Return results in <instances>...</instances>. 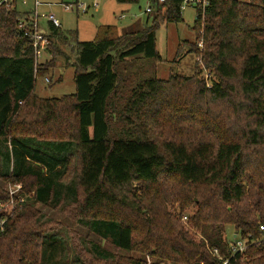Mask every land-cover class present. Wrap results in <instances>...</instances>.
<instances>
[{
  "label": "trees",
  "instance_id": "1",
  "mask_svg": "<svg viewBox=\"0 0 264 264\" xmlns=\"http://www.w3.org/2000/svg\"><path fill=\"white\" fill-rule=\"evenodd\" d=\"M181 2L167 0L150 26L99 27L93 41L76 42L75 90L59 99L38 97L36 78L62 56L57 43L72 47L69 38L50 26L54 57L35 66L17 27L28 13L16 0L0 7V207L5 185L25 194L16 211L0 208V264H41L45 240L60 239L37 204L63 206L93 235L140 256L76 234L65 239L74 264H219L210 251L229 256L228 228L263 237L264 0H211L202 25L195 19L190 52L212 74L209 87L198 76L132 70L162 62L155 32L181 21ZM244 257L237 264H264V242Z\"/></svg>",
  "mask_w": 264,
  "mask_h": 264
},
{
  "label": "rangeland",
  "instance_id": "2",
  "mask_svg": "<svg viewBox=\"0 0 264 264\" xmlns=\"http://www.w3.org/2000/svg\"><path fill=\"white\" fill-rule=\"evenodd\" d=\"M49 6H41V14H53L59 21L62 30L69 38L72 47H67L57 43L62 56H55V64L42 78L37 77L35 93L43 99H59L65 95L74 93L75 85L73 76L75 69L71 66L76 57V42H91L95 39L96 31L99 27H116L119 33L129 30L130 25L150 26L152 19L144 14V0H137L134 3H126L119 0H46ZM61 4L71 5L72 10L64 11ZM80 6V7H78ZM82 7V8H81ZM17 9L22 11L20 2ZM123 16V18H120ZM196 12L192 8H186L178 23L161 22L160 27L155 32L156 51L161 58V63L156 66L151 62L137 61L131 66L133 71H138L143 77H155L158 80H167L170 75L179 77L198 76L206 87L210 86L209 80H214L212 74L202 67L197 56L190 52L191 44L196 42L195 34L192 31ZM202 25V21H200ZM42 28L48 29V23L41 19ZM128 27V28H127ZM199 41H202L200 36ZM56 44V43H55ZM181 54L178 55V49ZM54 57L48 54L40 59L41 64L46 63ZM67 58V60H66ZM65 59V60H64ZM48 82H47V81ZM2 186V185H1ZM62 207L56 210L44 208L36 205L44 216L52 220V232L58 233L59 240H45L43 247L41 264H74L68 240L66 236L76 234L98 244L101 248L114 254H121L129 257L139 258L140 256L129 253H121L114 248L107 240H102L93 235L86 227L75 223L74 219L66 212H62ZM186 212H191L187 209ZM233 230L227 229L226 239L230 240ZM64 239V240H62Z\"/></svg>",
  "mask_w": 264,
  "mask_h": 264
},
{
  "label": "built area",
  "instance_id": "3",
  "mask_svg": "<svg viewBox=\"0 0 264 264\" xmlns=\"http://www.w3.org/2000/svg\"><path fill=\"white\" fill-rule=\"evenodd\" d=\"M166 1L167 0H144V14L147 16L165 14L167 12ZM238 1L249 2L250 0ZM210 2L211 0H182L179 7V13L180 15H182V12L186 8H192L196 12L195 19L200 17V21L203 22V18L205 16L207 8L210 6ZM11 3L12 0H0V7L5 6L6 8H9ZM22 4L26 3L22 1ZM44 5L49 6L50 4L45 2L44 0H32V8L28 12L29 16L17 20L18 29L22 32L23 37L27 38L30 41L35 66L41 64L40 59L45 55L47 46L49 45V41L47 39V30L42 28V26L40 25V20H45L48 25L53 26L54 28H61L59 21L53 14H41L39 12V8ZM61 5L64 11L72 10L71 5ZM120 18H123V16H121ZM197 48L199 50L202 49V41H199L197 43ZM4 190L8 194L9 201L5 206H1L0 208L3 209L8 207L11 212L16 211L17 204H22L25 200V194L22 192V186L8 184L4 186ZM17 200L19 202H17ZM181 220L182 223L186 224L187 216H183ZM4 223L5 220L0 222V234L3 231ZM260 231L262 232L263 237L257 241L252 240L249 237L242 238L239 235L232 234L231 239L226 241L229 248V256H220L219 252L216 250L210 251L211 256L215 258L219 262V264H237L238 257L245 260L244 255L249 247L259 245L264 242V226H260ZM145 264H155V262L152 258H146Z\"/></svg>",
  "mask_w": 264,
  "mask_h": 264
},
{
  "label": "crops",
  "instance_id": "4",
  "mask_svg": "<svg viewBox=\"0 0 264 264\" xmlns=\"http://www.w3.org/2000/svg\"><path fill=\"white\" fill-rule=\"evenodd\" d=\"M22 1H24L26 4H22ZM46 1V0H44ZM20 2V5L22 6V11L20 12H23V13H28L31 8H32V0H16V6L17 4ZM133 23L130 25L132 26ZM50 25H48V29H49ZM128 28V27H127ZM61 32L65 33L62 28L59 29ZM49 32V30L47 31V33ZM49 34V33H48Z\"/></svg>",
  "mask_w": 264,
  "mask_h": 264
}]
</instances>
